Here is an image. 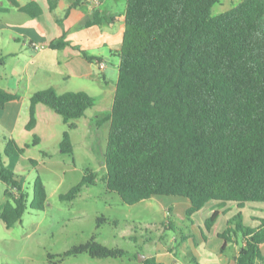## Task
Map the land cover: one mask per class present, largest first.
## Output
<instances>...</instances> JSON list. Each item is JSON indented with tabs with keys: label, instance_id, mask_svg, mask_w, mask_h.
I'll return each mask as SVG.
<instances>
[{
	"label": "trees",
	"instance_id": "obj_1",
	"mask_svg": "<svg viewBox=\"0 0 264 264\" xmlns=\"http://www.w3.org/2000/svg\"><path fill=\"white\" fill-rule=\"evenodd\" d=\"M220 1L128 0L105 152L106 187L127 205L154 197L185 198L190 205L186 219L192 221L210 202L233 203L239 209L264 203V0H243L213 16ZM68 45L63 38L50 47ZM19 99L0 87V106ZM39 104L63 119L68 130L61 151L73 154L69 131L77 129V121L97 105L96 99L85 92L39 91L31 98L28 131L36 127ZM30 147L9 140L0 153V182L8 187L0 219L7 229L22 221L28 207H47L42 178L33 184L29 205L20 176L4 162V157L21 156ZM96 179L88 170L60 200H74ZM219 216L215 212L206 220L208 230ZM220 236L223 252L233 237L245 240L233 264H264V220L253 229L244 225L239 212ZM81 254L97 259L128 255L95 237L64 255ZM145 264L159 263L150 259Z\"/></svg>",
	"mask_w": 264,
	"mask_h": 264
},
{
	"label": "crops",
	"instance_id": "obj_2",
	"mask_svg": "<svg viewBox=\"0 0 264 264\" xmlns=\"http://www.w3.org/2000/svg\"><path fill=\"white\" fill-rule=\"evenodd\" d=\"M242 1H230L232 7L229 10ZM76 2L77 0H0V87L20 96L19 100L0 106V153H4L9 140L16 141L20 148L32 146L21 156L4 157L6 166L20 176L24 188L21 174L37 168L40 163L45 165L51 159L52 155L48 151L37 149L61 148L64 134L68 130L63 119L42 104L36 106L35 129L27 130L31 98L35 93L48 89H54L59 95L85 92L97 100L100 97L94 93L95 89L104 90L102 94H107L106 90L110 89L112 107L114 104L120 66L118 52L126 30L128 0H84L75 6ZM93 20L96 23L86 25ZM63 38L68 46L61 50L50 47L53 42ZM97 106L98 104L94 108ZM94 113L97 116L99 112ZM83 118H87V113ZM82 119L77 121V129L70 131L75 136H71L69 132L72 144L73 138H81L78 135ZM94 120L92 115L90 122L84 124L87 128L86 136L81 138L84 141H89L92 137L91 126ZM61 122L66 128L60 127ZM35 138L37 145L33 146ZM34 149L41 156H36ZM59 153L63 154L61 150ZM1 185H4L3 188ZM0 187L4 193L0 194L3 196L1 206L7 202L4 199L8 187L1 182ZM152 199L161 203L162 209L169 216L180 215L187 221L186 213L190 205L185 198ZM246 211L247 206L239 209L233 203L210 202L193 216L192 221H187V233L181 231L180 242L175 238L163 241V246L154 255L136 253L139 264H145L150 259L159 264H233L232 259L245 247V240L233 237L232 243L223 252L225 242L220 235L227 230L233 217L239 212L245 215ZM215 212L220 213L219 219L208 230L206 220ZM261 213L264 214V210ZM248 216L251 221L244 225L253 229L260 226V220H264V215ZM168 224V229L171 230L172 221ZM175 243L182 255L175 250ZM191 245L194 250L190 248ZM260 250L264 257V243Z\"/></svg>",
	"mask_w": 264,
	"mask_h": 264
},
{
	"label": "rangeland",
	"instance_id": "obj_3",
	"mask_svg": "<svg viewBox=\"0 0 264 264\" xmlns=\"http://www.w3.org/2000/svg\"><path fill=\"white\" fill-rule=\"evenodd\" d=\"M230 1L221 0L216 4L212 9L213 16L228 11L232 7ZM109 90H106L107 94H102L104 90L95 89L94 93L100 97L96 100L98 106L89 110L87 118L81 120L79 138L86 136L84 124L90 122L92 115L95 119L89 141L73 138V154H61L59 147L39 148L37 150L48 151L52 155L50 161L21 174L29 194V205L33 199V184L37 177L42 178L48 194L47 207L44 211L28 207L22 221L11 229H7L0 219V264H139L136 253L154 255L163 246V241L175 238L180 242L181 231L187 233V221L180 215L169 216L156 199L130 206L117 193L107 189L105 152L112 112ZM94 112H99L98 117ZM59 124L62 129L66 128L62 122ZM34 152L36 156H41L36 149ZM88 170L95 173L96 183L84 186L72 201L60 200V195L67 194L79 184ZM1 186L3 188L4 185ZM0 194H4L1 187ZM7 200L5 196L4 201ZM246 206V214H242L244 224L251 221L248 215H264L261 213L264 203ZM169 221L173 223L171 230L168 229ZM93 237L98 243L111 249H122L128 255L118 259H97L88 254L64 255ZM174 246L182 255L179 246L176 243ZM190 248L194 250L192 245ZM187 251L191 253L189 249ZM49 255L53 258L50 259Z\"/></svg>",
	"mask_w": 264,
	"mask_h": 264
},
{
	"label": "built area",
	"instance_id": "obj_4",
	"mask_svg": "<svg viewBox=\"0 0 264 264\" xmlns=\"http://www.w3.org/2000/svg\"><path fill=\"white\" fill-rule=\"evenodd\" d=\"M37 48V47H36ZM102 68L104 67V64H102V66H101Z\"/></svg>",
	"mask_w": 264,
	"mask_h": 264
}]
</instances>
